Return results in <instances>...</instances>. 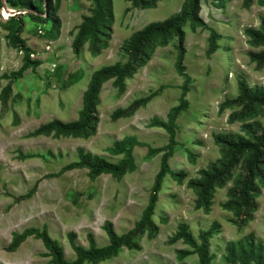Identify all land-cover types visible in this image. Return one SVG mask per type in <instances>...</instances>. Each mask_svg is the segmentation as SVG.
I'll list each match as a JSON object with an SVG mask.
<instances>
[{"label": "rangeland", "instance_id": "1", "mask_svg": "<svg viewBox=\"0 0 264 264\" xmlns=\"http://www.w3.org/2000/svg\"><path fill=\"white\" fill-rule=\"evenodd\" d=\"M184 0H161L154 9L132 8L126 0H111L112 25L107 48L93 56L84 45L80 56H75L71 43L76 28L84 16L90 15L92 0H60L55 17L57 27L40 26L24 17L21 37L34 52L31 56L41 64L12 83L7 110L0 119V264H50L41 241L30 237L16 252L5 246L12 233L29 227L47 226L50 236L64 249L66 259L73 260L68 233L76 234V242L88 247L87 234L94 235L97 246L108 244L103 224L109 221L117 234L130 230L141 217L148 203L154 177L160 168L161 154L150 157L145 146L133 149L135 170L121 180L101 175L95 180L87 170H73L60 177H46L78 158L77 149L83 148L116 162L120 156L110 155L106 149L113 142L133 135L141 143L159 148L168 143L167 133L150 128L154 118L166 119L169 109L178 103L183 78L175 71L176 39L157 45L144 66L126 80L125 91L118 94L112 81L103 84L97 105L99 122L95 135L88 138L27 137V134L53 119L74 121L82 108V94L91 73L103 66L126 62L121 47L130 36L151 22L163 21L179 12ZM201 2L200 16L220 36L219 49L207 55L208 31L200 27L185 32L186 74L190 77L188 109L177 119V145L169 159L174 172L186 176L182 183L165 176L154 211L153 222L158 227L155 237L144 235L138 250L121 248L117 255L99 264H199L196 254L178 258V250H191L180 240H169L179 224H185L197 239L200 231L214 230L209 240L211 264H232L227 260V245L253 239L264 244V180L257 182L254 195L256 209L252 219L237 227L235 214L223 208L228 201V190L240 174L234 170L225 186L217 188L209 213L195 209V194L187 181L198 177V172L221 157L214 136L220 133L243 135L244 123L264 125V112L257 110L245 121L229 122V115L240 107L220 106L238 94V81L245 80L251 87L264 85V66L257 68L247 53L259 51L248 43L245 29H257L264 19V6L256 0L244 9L242 0ZM21 13L5 5L0 9V91L8 83L11 73L22 64L23 54L5 39L6 21ZM23 13V12H22ZM51 32L52 38L45 36ZM161 88V89H160ZM159 91L146 107L132 117L111 120V113L125 108L134 99ZM1 109V106H0ZM14 113L19 118L13 124ZM21 155H35L21 158ZM39 155V156H38ZM39 181L33 197L19 203L14 198L26 194ZM250 237V238H249Z\"/></svg>", "mask_w": 264, "mask_h": 264}, {"label": "trees", "instance_id": "2", "mask_svg": "<svg viewBox=\"0 0 264 264\" xmlns=\"http://www.w3.org/2000/svg\"><path fill=\"white\" fill-rule=\"evenodd\" d=\"M132 8L140 10L154 9L161 0H126ZM204 0H184L179 12L173 14L163 21L151 22L140 30L134 32L130 39L126 40L121 49L126 55L125 63H115L100 67L94 70L89 78L86 89L82 94V108L74 121L63 122L53 119L40 124L36 129L27 134V137H53V138H88L95 135L99 122L97 105H99V94L104 83L112 81L118 94L125 91L126 80L131 79L139 67L145 65L151 53L157 45H164L173 38L176 39L175 71L183 78L180 86L181 94L178 103L171 107L166 119L154 117L149 123L150 128H160L168 135V143L159 148H152L141 143L133 135H128L120 141L113 142L106 151L112 156H120L116 162H110L106 158L93 154L83 148L77 149L78 158L63 166L57 173L46 175V177H60L66 172L73 170H87L88 177L95 180L101 175H109L121 180L127 173L135 170L133 149L136 146H145L150 157L161 154L160 168L154 177L151 186L148 203L142 211L141 217L134 226L127 232L117 234L111 222L103 224L108 244L97 246L94 235L87 234L88 247L77 244L76 234L68 233L69 245L74 252V259L68 260L65 257L63 246L53 239L47 226L42 228L29 227L21 232H14L11 241L5 250L9 253L16 252L19 247L30 237L41 241L46 250L45 257L49 258L50 264H99L115 255L121 248L138 250L139 240L144 235L150 238L156 236L158 227L153 222L154 211L159 199V193L165 176L169 175L175 182L182 183L185 174L174 172L169 167V159L174 153L176 140L177 119L179 115L188 109L190 77L186 74L185 59V32L184 27L188 24L191 29L200 27L208 31L207 55L214 54L219 49L221 36L200 16L201 2ZM217 1L222 5L225 0ZM254 0H242L244 9H249ZM264 6V0H256ZM60 0H0V9L8 6L11 9H18L21 13L12 15L6 21L7 43L17 48L23 54L20 68L11 73L8 83L0 91V119L7 110L12 83L20 79L23 73L32 71L41 64L39 60L31 58L34 52L21 37L24 30V17L37 25H49L51 28L59 25L55 14L59 8ZM23 12V13H22ZM112 25V4L111 0H92L90 15L84 16L76 28L71 48L75 56H80L84 45L88 46L91 55L98 56L108 46ZM248 37V43L253 48H261L259 51L247 53L250 60L257 68L264 66V19L261 20L257 29L249 27L244 31ZM45 36L52 38L51 32ZM161 89V88H160ZM160 90L151 92L149 95L134 99L125 108H117L111 113V120L117 121L132 117L139 109L159 94ZM240 107L229 115V122L245 121L252 118L257 110L264 112V85L249 86L245 80L238 81V94L234 99L226 100L220 110L225 107ZM19 123L18 116L14 113L13 124ZM243 135L235 133L217 134L214 136L215 143L220 147L221 157L207 164L208 166L198 172V177L187 181V187L195 194V209L209 213L213 203V197L217 188H221L231 179L237 166L240 167V174L234 180V185L228 190V201L223 208L235 214V225L242 227L251 219L256 202L254 195L258 193L257 182L264 180V125L260 122L244 123L241 127ZM35 155H21V158H31ZM39 156V155H38ZM39 181L24 195L14 198L15 203L25 201L34 196ZM214 230L200 231L197 239L188 231L185 224H179L177 231L170 238V243L179 240L189 246L191 250H178V258L183 259L191 254H196L199 264H211L213 255L210 253L209 240ZM250 238V237H249ZM227 260L232 264H264V244L255 243L252 238L238 242H230L227 247Z\"/></svg>", "mask_w": 264, "mask_h": 264}, {"label": "water", "instance_id": "3", "mask_svg": "<svg viewBox=\"0 0 264 264\" xmlns=\"http://www.w3.org/2000/svg\"><path fill=\"white\" fill-rule=\"evenodd\" d=\"M4 8V7H3Z\"/></svg>", "mask_w": 264, "mask_h": 264}]
</instances>
